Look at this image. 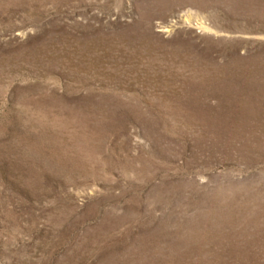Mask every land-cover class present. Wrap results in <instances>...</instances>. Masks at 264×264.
<instances>
[{"label": "rangeland", "instance_id": "rangeland-1", "mask_svg": "<svg viewBox=\"0 0 264 264\" xmlns=\"http://www.w3.org/2000/svg\"><path fill=\"white\" fill-rule=\"evenodd\" d=\"M0 264H264V0H0Z\"/></svg>", "mask_w": 264, "mask_h": 264}]
</instances>
